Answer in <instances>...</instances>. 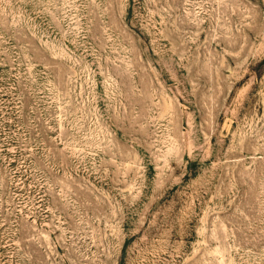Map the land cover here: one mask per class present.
Wrapping results in <instances>:
<instances>
[{
	"label": "rangeland",
	"instance_id": "1",
	"mask_svg": "<svg viewBox=\"0 0 264 264\" xmlns=\"http://www.w3.org/2000/svg\"><path fill=\"white\" fill-rule=\"evenodd\" d=\"M0 264H264V0H0Z\"/></svg>",
	"mask_w": 264,
	"mask_h": 264
}]
</instances>
